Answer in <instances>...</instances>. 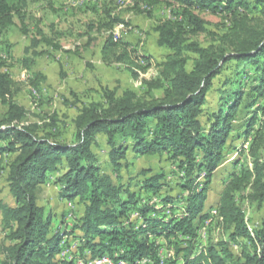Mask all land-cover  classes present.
<instances>
[{
    "label": "trees",
    "instance_id": "trees-1",
    "mask_svg": "<svg viewBox=\"0 0 264 264\" xmlns=\"http://www.w3.org/2000/svg\"><path fill=\"white\" fill-rule=\"evenodd\" d=\"M161 3L181 8L183 20L175 19L172 11L171 18L153 28L157 45L171 52L159 64L157 79L145 82L149 90L143 96L112 88L103 91L102 99L84 104L72 121L71 144L48 131L57 127L55 115L43 127L25 122V109L15 102L14 83L0 61V103L6 106L0 119V184L5 176L14 200V206L0 200V221L8 230V243L0 244V264H76L68 244L63 245L66 235L53 231L51 214L38 203L41 185L50 173H59L55 178L59 199L81 206L71 232H79L74 236L76 252L84 263L108 256L115 264H264V217L259 226L250 227L237 204V194L247 188L251 201L264 204V0H255V5L248 0H135V7L151 15L150 9ZM27 4L28 0H0V35L15 18L25 25ZM256 7L259 15L253 16ZM197 10L228 22V28L213 35L207 46L191 38L207 32ZM110 24L109 29L124 21L113 17ZM42 44L68 52L37 23L25 49L26 68L45 53ZM134 50L110 33L101 53L106 62L140 68L139 61L149 59ZM231 62L241 73L251 68L260 74L252 87L255 96L245 106L252 115L238 134L252 137L247 149L250 161L239 173L230 174L217 207L207 212L213 176L228 143L237 138L232 135V121L244 94L231 90L222 106L207 115L206 123L201 120L202 108L214 79ZM131 75L139 77L133 70ZM44 79L38 77L33 86L38 89ZM160 88L162 94L155 95L153 91ZM99 134L105 137L111 173L102 171L93 151ZM128 151L136 157L164 156L177 172L175 185L180 191L170 195L165 173L151 169H142L137 179L123 183L120 170L126 167ZM213 209L217 214L205 227ZM216 220L227 238L216 244L199 243V230L207 236ZM239 239L245 243L237 257L229 244ZM163 245L173 256L160 262ZM65 251V259L58 258Z\"/></svg>",
    "mask_w": 264,
    "mask_h": 264
},
{
    "label": "rangeland",
    "instance_id": "rangeland-1",
    "mask_svg": "<svg viewBox=\"0 0 264 264\" xmlns=\"http://www.w3.org/2000/svg\"><path fill=\"white\" fill-rule=\"evenodd\" d=\"M248 1L255 5V0ZM150 10L151 15H148V10L143 8L138 12L135 0H125V2L119 0H28L25 25L23 26L20 20L15 18L14 24L0 35V61L4 63V71L10 75L14 83L15 102L25 109V122L38 123L43 127L44 123L50 122V116L55 115L59 119L57 127L55 130L49 128L48 131L57 134L60 142L71 144L74 141L73 119L84 104L102 99L105 89L119 88V91L130 89L139 96L145 95L149 90L145 82L157 79L159 64L171 53L167 48L157 45V36L153 28L159 21L171 18L172 11L175 19L183 20L181 8L176 5L167 6L161 3ZM195 13L206 22L207 32L193 35L191 38L203 46L214 41L213 35H220L228 28L227 20L220 15L204 10H197ZM251 14L258 16V8L252 9ZM113 17H118L124 21V24H116L109 29L110 20ZM37 23L46 36L53 40V43H58L63 50H68V52L58 51L52 46L42 44L40 49L45 53L34 58L33 65L26 68L23 65V58L28 56L25 49L29 46L30 39L35 36ZM110 33L127 43L129 49H135L139 57H146L149 61L144 63L139 61L140 68L135 66L128 68L121 62H106L101 49L104 39ZM237 68L234 62L225 65L221 74L214 79L202 108L201 120L206 123L207 115L222 106L224 98L227 99L231 90L238 89L244 94L240 109L232 121L235 129L232 135H236L237 138L229 143L234 148L231 149L228 143L224 152L225 157L213 176L206 203L207 212L217 207L220 192L229 182L230 174L239 173L241 166H247L250 161L247 149L252 137H238V134L246 127V121L252 115L246 111L245 106L255 96L252 87L259 83L260 74L251 68L245 69L246 73H241L239 72L241 69ZM131 69L137 72L139 77L134 78L131 75ZM40 76L45 79L40 81L37 89L32 81ZM162 90V88L156 89L153 93L160 96ZM263 101L261 100V103ZM253 109L251 108L250 111ZM5 112L6 106L0 103V119ZM96 139L97 144L93 146V151L99 165L103 172L111 173L112 168L107 157L108 148L105 137L99 134ZM126 156L128 161L126 167L120 170L123 183L137 179L142 169H151L153 173L158 171L165 173L168 187H171L170 195H176L180 191L175 185L177 172L165 160V157L156 155L136 157L130 151L126 153ZM234 163H238L237 166ZM4 177L0 184V200L8 206H14V200L8 191ZM56 177L49 174L47 183L41 185L38 203L39 205L43 203L45 206H42L48 213H53V210L57 208L61 212L64 210L65 214L60 213L61 216L55 214V218L58 216V219L62 218L64 221L58 223V220H54L51 227L53 231H61L62 235H66L71 248L70 255L73 254L78 259L77 240L74 236L79 232H71V229L82 209L81 206L73 203L65 202L61 206H58L56 202L51 203L54 199L63 201L59 199L58 192L53 190L52 185L56 186ZM249 191L247 188L237 194V204L248 219L249 226L257 227L264 217V204L251 201L247 197ZM217 223L216 220L210 227L204 240L205 245L216 244L227 238L228 233L219 228ZM7 234L8 230H4L0 221V244L8 243ZM160 243H165V241ZM244 243L243 239H239L236 243L231 242L229 248L238 257ZM163 247L164 252L170 250L165 245ZM179 263H181L180 260Z\"/></svg>",
    "mask_w": 264,
    "mask_h": 264
},
{
    "label": "built area",
    "instance_id": "built-area-1",
    "mask_svg": "<svg viewBox=\"0 0 264 264\" xmlns=\"http://www.w3.org/2000/svg\"><path fill=\"white\" fill-rule=\"evenodd\" d=\"M153 197H158V196H153ZM210 211V210H209ZM176 215V212L174 213ZM135 216H132V218H134ZM204 224H209V221L204 222ZM198 242L202 243V241H204L206 239V236L201 235V229L198 232ZM68 244V250H71L70 246H69V241L68 239L66 241H63V245H67ZM159 256H160V262H165L166 259L171 258L173 256V251L169 250V251H165L164 249L161 248L160 252H159ZM58 258L60 259H65V253H60L58 255ZM76 261V264H102L105 262H109V260H111V258L109 260H103V261H87L86 263H84L83 261H81L80 259H73Z\"/></svg>",
    "mask_w": 264,
    "mask_h": 264
},
{
    "label": "crops",
    "instance_id": "crops-1",
    "mask_svg": "<svg viewBox=\"0 0 264 264\" xmlns=\"http://www.w3.org/2000/svg\"><path fill=\"white\" fill-rule=\"evenodd\" d=\"M103 136V135H102ZM103 138H104V136H103ZM156 156H158V155H156ZM164 157V156H163ZM51 175L53 174L55 177L58 175V173H50ZM49 177V176H48ZM47 180H48V178H47ZM47 180H46V183H47ZM45 183V184H46ZM53 186V190H55V192H58V186L56 185V186H54V184L52 185ZM42 188H43V186H42ZM47 189V188H46ZM47 194H50V193H47ZM56 196V198H58L57 197V194L55 195ZM54 200H56V201H54ZM54 200H52L51 201V203L53 202V203H57L58 204V206H61L62 204H64L65 202L66 203H73V204H76L75 202H71V201H65V200H63V201H58L57 199H54ZM42 201V200H41ZM207 203V202H206ZM42 205H44L43 203H42ZM45 206V205H44ZM56 210V211H55ZM55 210H53L54 212L53 213H51V212H49L50 214H51V220L54 222V220H58L57 222L59 223V222H63L64 221V219H62V218H59L58 219V216L55 218V214H59V216H61L60 215V213L63 215V214H65L64 213V210H63V212H61L60 211V209H55ZM82 211V210H81ZM81 213V212H80ZM52 217L54 218V219H52ZM65 219H66V217H65Z\"/></svg>",
    "mask_w": 264,
    "mask_h": 264
},
{
    "label": "bare ground",
    "instance_id": "bare-ground-1",
    "mask_svg": "<svg viewBox=\"0 0 264 264\" xmlns=\"http://www.w3.org/2000/svg\"><path fill=\"white\" fill-rule=\"evenodd\" d=\"M119 1H124L125 2V0H119ZM127 4V3H126ZM131 4V3H130ZM121 5V4H120ZM115 38H117L116 36H115ZM116 40V39H115ZM210 212V211H209ZM217 214V210L216 209H213L212 210V212L210 213V216L206 219V221H209V224L212 222V220H213V218L215 217V215ZM205 221V222H206ZM209 224H204L205 225V227H207V226H209ZM204 236H205V234L204 233H202ZM65 239V238H64ZM64 246H66V245H64ZM63 246V247H64ZM63 250H64V248H63ZM63 253H65V255H66V251L65 252H63ZM69 254V253H68ZM70 255V254H69ZM67 256V255H66ZM69 259V258H68ZM110 258L108 257V256H104V257H100V258H95V259H93V260H91V261H103V260H109ZM102 264H115L114 262H113V260L111 259V260H109V262H105V263H102ZM117 264V263H116ZM118 264H125L123 261H120Z\"/></svg>",
    "mask_w": 264,
    "mask_h": 264
}]
</instances>
